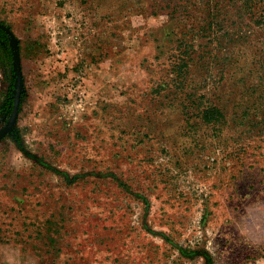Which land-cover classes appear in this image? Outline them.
<instances>
[{
  "label": "rangeland",
  "instance_id": "obj_1",
  "mask_svg": "<svg viewBox=\"0 0 264 264\" xmlns=\"http://www.w3.org/2000/svg\"><path fill=\"white\" fill-rule=\"evenodd\" d=\"M0 29V264H264V0H0Z\"/></svg>",
  "mask_w": 264,
  "mask_h": 264
},
{
  "label": "trees",
  "instance_id": "obj_2",
  "mask_svg": "<svg viewBox=\"0 0 264 264\" xmlns=\"http://www.w3.org/2000/svg\"><path fill=\"white\" fill-rule=\"evenodd\" d=\"M0 39L4 40L5 44L8 46V36L2 29H0ZM9 56H10V54H9ZM8 111H9V109L7 110V113H8ZM217 113H219V111H218V109H216L214 107L205 112V114H207V115H214Z\"/></svg>",
  "mask_w": 264,
  "mask_h": 264
}]
</instances>
